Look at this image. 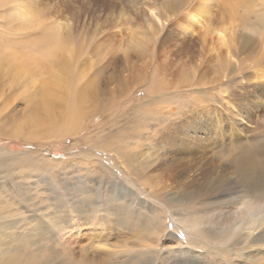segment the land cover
Segmentation results:
<instances>
[{
	"label": "rangeland",
	"instance_id": "1",
	"mask_svg": "<svg viewBox=\"0 0 264 264\" xmlns=\"http://www.w3.org/2000/svg\"><path fill=\"white\" fill-rule=\"evenodd\" d=\"M20 7L41 22L23 24ZM55 18L70 26L62 41L49 34ZM222 20L233 25L226 45L204 29ZM263 73L264 0H0V210L8 234L22 232L17 260L170 264L190 248L203 264L249 251L262 261L260 241L222 251L183 226L239 188L222 147L258 143L264 160ZM74 106L83 116L65 134ZM119 149L146 184L123 172ZM127 207L140 230L117 212Z\"/></svg>",
	"mask_w": 264,
	"mask_h": 264
},
{
	"label": "bare ground",
	"instance_id": "2",
	"mask_svg": "<svg viewBox=\"0 0 264 264\" xmlns=\"http://www.w3.org/2000/svg\"><path fill=\"white\" fill-rule=\"evenodd\" d=\"M204 3L205 2H203V4ZM24 6L25 5H23L22 7H24ZM30 6H32V5H29L28 7H30ZM22 7H20L19 9H15L14 11H15V15H17V18L20 19L23 24L35 23L33 25H38L41 22L40 20L34 21L32 19V17H29L26 15V11H29L30 8H22ZM58 10H59V8H57L56 11H58ZM43 15L48 16L47 18H49V19L51 18V14L49 15L47 11H45L44 13L42 11L41 14L37 16L36 19H38L40 17L43 18ZM195 17L198 18V15L195 14ZM201 19L204 22L203 17H201ZM53 21L54 22L51 23V26L49 29V30H51L49 33L50 37L52 34H54L52 36L53 40L62 41V39H61V37L63 36L62 35V29L64 28L62 25L64 24L66 26L68 24L60 22V20H58V18H55V20H53ZM197 22H198V19H197ZM232 26L231 25L229 26L225 20H222V22L219 26L218 25L217 26H215V25L211 26V24H209L204 29H205L206 36L209 37L213 34H216V36H218L219 43L221 45L222 44L226 45L229 41L228 35L230 37L232 36L231 34H228V32H232L231 31ZM66 27H70V26H66ZM67 31L69 32V29H67ZM211 50H212V48H211ZM263 77H264V75H263ZM75 107H77V106H74L71 109L70 114L67 116V119L65 120V123H64L65 134L77 133V130L79 128L80 119H81L80 117H82L83 114L81 113V109H77ZM123 140H124V138H123ZM188 141H189V139H188ZM126 142H128V141H125L124 143H126ZM221 143L224 144V140ZM229 149L230 148H228V150H227L226 146L222 147V149H220L218 151L217 157L220 156L221 162H227L228 160H230L228 162H230V164L234 167V171H235L236 175L238 176L237 177L238 179L236 181L238 183L239 188H231V185L229 187H227L228 186V184H227L226 185L227 188H225V189L223 188L224 190L221 191L220 195L218 193V195H219L217 197L218 199L216 198L217 200L210 202L211 206H216L218 208L217 209L218 211H213V212L211 211L209 213L207 212V213L202 214V215H199L197 213H194V214L192 213L193 215H191L189 217V219L185 221L186 225H184L183 227L185 228V226H186L187 228L185 231L190 232V234H191V232H197V234L199 235V240L201 243L210 244V245L214 244L215 246L220 247V249L222 251H226V250L229 251L230 248L235 247V245H237L239 242H241L243 240H245L246 247L242 248L241 247L242 245H241L240 249L241 250L245 249V248L249 247V246H247V244H249V242H248L249 239L257 241L258 243L260 241L262 243L261 245L264 246V228H262V230L259 233V228L263 227V224H264V160L263 159L261 160V158H259V144L256 143V144H252L251 146L245 145V146H241L239 148H233L232 153H231V150H229ZM227 151H228V153H227ZM87 154H88V152H87ZM223 155H225L226 157L223 158ZM230 156H231V158L233 156V158L229 159ZM119 157H120L121 169L123 170V172L128 173V172L134 171L137 174V177L139 178V180L142 179L143 183H145V184L147 183L144 181V175H143L144 169L135 167V165L128 167L129 164H131V165L133 164L134 153L132 154L131 151L128 152L124 149H119ZM97 159H98V156H97ZM124 160H127V162L129 164L126 163ZM212 170H213V168H212ZM234 174H232V175H234ZM142 182L139 181V183H141V185H142ZM233 183H235V182H233ZM120 187L122 190V194H121L122 196L129 195L130 193L133 192L132 187H128V188H130V190H127L126 189L127 187H125L124 184H121ZM241 187H243V188H241ZM235 193H236V195H235ZM86 195L90 197V195L88 193ZM246 196H248L249 198H245ZM15 197H16V195H15ZM188 198L189 197H187L186 195H182L181 198H178V197L174 198L173 197L174 200L177 199L178 201H181V202L186 201V200L188 201ZM195 198H197V197H195ZM195 198L191 197V200L195 199ZM88 202L93 203L91 198H89L86 201V204H88ZM237 203H240V205L236 209H234L232 211L228 210V209L225 210V208H227V207L229 208V206H231V205H235V204L237 205ZM127 208H124L123 211L117 210V212L121 213V215H122L121 217L126 218V219H124V222L128 228L134 229V230L136 229V231L140 230L139 227L142 226L143 224L141 223V225H140V223H139L140 220H139L138 216L133 213L134 211L132 212L129 208H128L129 210ZM137 208H138V206H137ZM109 212L110 211H108L107 213H109ZM110 213H112V212H110ZM185 213H189V212H185ZM7 217H9L8 213H5L4 211L0 210V264H22L16 258L18 247L20 246L18 241L20 238H22V232L21 231L12 232V230H11V231H9L11 234H8L7 230H6V228H7L6 227ZM52 220H53L52 224L56 223L60 229L63 228L62 227L63 223H62L60 216L55 215V216H53ZM34 222H36V224L33 227V224L31 223L32 227L36 228V229H40V227L42 225V221L40 220V218L35 219ZM39 223H40V225L37 226ZM143 223H144V220H143ZM7 239H11V240H7ZM15 242L16 243L18 242V244H16ZM147 246H149V245H147ZM190 251H191L190 248L189 249H178V251L176 252L177 254L174 256L175 258H172L170 260V264H203V263H200L202 261H199L200 260L199 258L202 257V256H200L201 254L200 253L198 254L196 252H190ZM241 253L242 252H239V253L234 252L236 257H233L234 254L232 252L233 255L230 254V256L225 257L228 264H239V263H241V264H264V259L259 262V258L256 257V253L253 251L246 252V253H244V255ZM257 253H259V252H257ZM237 256H242V257H237ZM207 260H208V258H207ZM85 263L86 264H108L105 260L96 261L93 259H85ZM68 264H81V263L76 262L74 259L73 260L69 259Z\"/></svg>",
	"mask_w": 264,
	"mask_h": 264
}]
</instances>
